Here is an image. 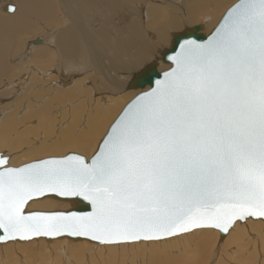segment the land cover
Returning a JSON list of instances; mask_svg holds the SVG:
<instances>
[{
    "label": "snow or ice",
    "instance_id": "6c2138e0",
    "mask_svg": "<svg viewBox=\"0 0 264 264\" xmlns=\"http://www.w3.org/2000/svg\"><path fill=\"white\" fill-rule=\"evenodd\" d=\"M179 46L176 68L128 108L91 163L10 168L0 158V243L113 244L264 218V0H241L208 44ZM50 196L92 210L25 211Z\"/></svg>",
    "mask_w": 264,
    "mask_h": 264
},
{
    "label": "bare ground",
    "instance_id": "6f19581e",
    "mask_svg": "<svg viewBox=\"0 0 264 264\" xmlns=\"http://www.w3.org/2000/svg\"><path fill=\"white\" fill-rule=\"evenodd\" d=\"M13 1L17 4V7L12 4H4V2L0 1L4 13L0 15V79L6 77L12 86L14 85L12 82L18 76H21L19 81L26 83L32 81L33 86L36 87L38 85L43 89V91L37 92L38 95H35L38 96L36 97L38 99L42 98L46 93L52 92L53 89L57 90V84L60 80L63 85L66 84L67 87L71 86L68 89L69 92L67 90L63 92L58 91L57 98L54 95L56 99L50 102L47 101L46 105L50 106L53 102L56 103V101H59L58 103L61 104L64 101L72 102L75 100L76 102L77 100L79 103L77 107L72 108L70 114L73 123L64 127V129L62 127L57 130L63 129L59 135V140L52 145L41 143L39 147L33 148L34 150L30 154L39 158L75 150L82 152L89 159L96 152L98 145L108 131V128H105L102 133V125L108 121L110 123L119 111L121 113L133 96H136V90L130 89V85L135 81L136 76L143 73L146 68L154 63L158 64V72H163L170 68L169 64L162 61V55L167 49L163 51H159V49H163L164 45L171 42L170 38L172 35L192 31L199 25L203 28L200 34H210L217 24H219L222 18L221 13H223L226 7L230 6L229 4L233 0H190L185 4L186 13L182 15L183 17L176 14L180 10L179 4L172 5L173 7H170V11L156 5V8L147 9V13L149 14L147 24L144 21L141 23L138 15H135L136 17L134 18L128 15L127 10L133 5L130 0H71L72 2L70 0H57V2L55 0ZM142 1L144 3V0ZM170 2L173 3L172 1ZM183 2L185 1L183 0ZM183 2L181 5H183ZM147 4L148 6L150 5L149 3ZM101 5L105 8H111L113 11L125 9L127 14L123 18L127 24V28L124 29L125 31L123 30L124 32H119V35L115 37V41L109 38L110 30L92 28L89 23L82 25L79 22L80 9L87 13L100 8ZM9 6L15 8L13 13L6 12ZM135 6L137 5L135 4ZM153 6L155 7V5ZM63 7L66 8L69 15L68 23H63V17L59 16V12H61L60 10ZM227 8L226 12L228 11ZM91 16L93 17V14ZM43 21L45 25H43ZM202 21H205L204 25L196 23ZM38 25L43 26L44 30L47 29L51 32L49 35L47 34L48 36H42L33 42L27 41V37L29 36L43 35V30L37 29ZM147 25L149 27L152 25L154 27L157 26L154 34L159 40V44L151 43L148 40L146 36ZM36 41L41 42L39 45H35ZM46 44L51 46L46 48ZM171 45L170 47H172ZM23 49L34 52V54H31L33 55V57L31 56V62L34 61L33 66L34 68L36 67V71L41 76L36 75V72L23 78L24 75L22 74L26 72L24 70H27L23 65L27 66L30 63L10 64V60L12 58L15 60V56H18L19 52ZM56 55L59 56L58 60ZM158 55L161 58L159 62H156V57H159ZM34 58L41 60V62L35 61ZM27 61H30L29 58ZM56 62H58L57 66L54 67ZM15 65L17 66L15 67ZM32 71L34 72V70ZM66 71H70L67 77L64 75ZM67 72L66 74H68ZM79 73H82L84 76L85 74L87 75L81 81L75 80L76 75ZM88 73L90 74L88 75ZM57 75H59L60 79ZM69 76L72 78H69ZM86 82L88 88L83 90L82 85ZM79 87L81 89L78 92L71 94V91ZM148 89L149 87L141 90V92ZM69 94L70 96H68ZM109 96H114V98H110ZM45 100V98H42L41 104ZM46 105L40 108L37 111L38 114L35 115L38 118V123L42 124L44 130L46 129L47 131L46 133L44 131L45 134L42 135V138L50 139L49 136L53 134V130L47 129L49 126V114L46 110ZM120 113L116 116L115 120ZM53 117L55 118V116ZM82 120L86 121L87 126H85L86 131L83 130L80 133L79 127L83 124ZM8 121L14 122L15 120L13 121L11 116H9ZM14 126L12 123L7 124L4 128L1 126L4 129L1 133L9 134ZM23 140L21 134L12 139L0 135V148L4 145L3 147H7L10 152H13ZM72 206L73 203L48 197L31 202L26 210L66 211ZM217 244L219 245V250L216 251V255L220 256V260L215 264H264V221L248 219L243 223L238 222L224 239H221L219 231L203 228L168 239L123 244L101 245L87 240H72L66 237L55 241H49L44 238L25 242L15 241L1 245L2 252L5 255L2 254L4 258L0 256V264H209ZM57 251H60L62 254L58 256Z\"/></svg>",
    "mask_w": 264,
    "mask_h": 264
},
{
    "label": "rangeland",
    "instance_id": "374dc122",
    "mask_svg": "<svg viewBox=\"0 0 264 264\" xmlns=\"http://www.w3.org/2000/svg\"><path fill=\"white\" fill-rule=\"evenodd\" d=\"M2 2L7 3L8 4H12V5H15L17 7V4L13 1V0H0ZM7 1V2H6ZM71 1V0H70ZM101 1V0H100ZM147 1V2H146ZM154 1V2H153ZM170 1H172L173 3H171ZM144 0V3L143 1L141 2V0L139 1H132L130 0V2H132V6L127 10V13H129L128 15H130L132 18L136 17L135 15H138V19L139 21L142 23L143 21L146 22L145 24H147V20H148V16L149 14L147 13V9H152V8H156V5L158 7H164L166 10L170 9V7L172 8L173 6L172 5H175V4H179L180 5V10L176 12L177 15H180L181 17H183L182 15H184L186 13V6L185 4H187L190 0H184L185 2H183V0ZM178 1V2H177ZM239 0H233L231 4H229L230 6H233L234 3L238 2ZM55 2H57V0H55ZM72 2V1H71ZM139 2V3H138ZM183 2V5H181ZM187 2V3H186ZM149 3L150 5L148 6ZM135 4L137 6H135ZM152 4V5H151ZM159 4V5H158ZM144 5V6H143ZM155 5V7L153 6ZM230 6H228L227 10L229 8H231ZM2 3L0 4V15H3V11H2ZM178 8V7H177ZM226 8L224 9L223 13L225 14V10ZM62 10H60L61 12H59V16L62 18L63 20V23H68V20H69V15L67 13V10L65 7L61 8ZM100 9V10H99ZM106 9V10H104ZM132 9V10H131ZM134 9V10H133ZM108 10V11H107ZM124 10V11H123ZM107 11V12H105ZM170 11V10H169ZM83 12V13H82ZM105 12V14H104ZM119 12V13H118ZM131 12V14H130ZM138 12V13H137ZM66 13V14H65ZM110 15H109V14ZM223 13H221V17H223ZM93 14V17L91 16ZM119 14V15H118ZM140 14V15H139ZM223 14V15H222ZM66 15V16H65ZM124 15H127L126 12H125V9H121V10H118V11H113L111 10V8H105L103 7V5H101L100 8H96L94 9V11H90V12H84L82 9H80V20L79 22L82 23V25H87L88 23L91 25V27L93 28H100L102 30H110V35H109V38L112 39L113 41H115V37H117L119 35V32H124L127 28V24L124 22L123 18H124ZM113 16V17H112ZM66 17V18H65ZM220 17V18H221ZM90 18V19H89ZM65 19V20H64ZM88 22H87V20ZM94 20V21H93ZM185 20V19H184ZM91 23H90V22ZM97 22V23H96ZM99 22V23H98ZM114 22V23H112ZM117 22V23H116ZM186 22V21H185ZM103 23V24H102ZM124 23V24H122ZM197 24H202L204 25L205 24V21H202V22H196ZM218 23V22H217ZM216 23V24H217ZM95 26H94V25ZM97 24V25H96ZM37 25V24H36ZM43 25L44 24V21H43ZM111 25V26H110ZM122 25V26H121ZM195 26V24H193ZM218 25V24H217ZM39 26V25H38ZM97 26V27H96ZM102 26V27H101ZM120 26V27H119ZM43 26H39L37 27V29L39 28L40 31L43 30V35H40L38 36L37 35H32V36H29L27 37V41H35L39 38H41L42 36L45 37V36H48L49 33L51 32L50 30H47V29H43L42 28ZM106 27V28H105ZM152 27V28H151ZM121 28V29H120ZM194 28V27H192ZM113 30V31H112ZM124 30V31H123ZM155 30H157V26L154 27L153 25L149 27V25L146 26V36L148 38V40L151 42V43H155V44H159V40L155 37ZM214 30V29H213ZM45 31V33H44ZM116 31V32H115ZM48 32V33H47ZM113 32V33H112ZM176 32H180V31H176ZM211 32V31H210ZM48 34V35H47ZM112 35V36H111ZM153 35V36H152ZM171 39V42L167 43L166 45L163 46V49H159V51H163V50H166V49H171L170 45L171 43H173V35L172 37L170 38ZM26 41V40H25ZM25 44V42H24ZM24 46V45H23ZM46 48H49V44H46L45 45ZM44 46V48H45ZM172 46V45H171ZM39 47V46H38ZM27 49V48H26ZM26 49H23L22 51L19 52L18 56H15V60H13V58L10 60V64L13 63V64H27V63H30V65H23L24 67H26L27 70H24L26 72H24L22 75H24L23 78L28 77V75L30 74H35L37 71H36V67L34 68V61L31 62V56L33 57V55L31 54H34V52H30L29 50H26ZM35 49V48H34ZM26 51V53H24ZM21 55V57H20ZM159 57H156V62H159L160 61V58L161 56L158 55ZM19 59H18V58ZM22 58V59H21ZM29 58L30 61H27ZM56 58L57 60L59 59V56L56 55ZM18 60V61H17ZM35 61L37 62H41V60H36L34 58ZM21 62V63H20ZM58 62L55 63V66L56 67ZM12 64V65H13ZM17 65H15L16 67ZM30 66V67H28ZM14 67V65H13ZM170 69V68H169ZM31 70V71H29ZM34 70V72L32 71ZM168 70V69H167ZM32 72V73H31ZM67 72V71H66ZM66 72H64V75L67 77L70 73L67 72L68 74H66ZM90 73H88L89 75ZM36 75H40L38 72L36 73ZM87 74H85L86 76ZM82 73H79L76 75L75 77V80H78V81H81L84 77H85ZM57 77L59 78V75H57ZM21 78V76L15 78V80L12 82L14 85L12 86L11 85V82L9 80L6 79V77H2L0 80V135H2V137H10L11 139L12 138H16L17 135H22L23 136V141H21V144L17 147L16 150H14L13 152H10L8 150L7 147H2L0 148V153H2L5 157H8L9 158V165L8 166H12V167H17V165L21 164L20 166L24 165V164H27V163H30V162H33V161H38V160H42V159H46V158H51V157H63L65 155H67L68 153H77V154H80V155H83L85 156V154H83L82 152H78V151H68V152H65L63 154H52V155H49V156H46V157H34L32 156L30 153L33 152V148H37L39 147V145L41 143H44L45 145H52L53 143H56L58 140H59V135L62 133L64 127H67L69 126V124L73 123V120H71L70 118V114H71V111H72V108H75L78 106V102L76 100L72 101V102H63L61 104H59L58 102L59 101H56L53 102L50 106H48V104L46 105L47 101H52L54 99L57 98V92L61 91H68V89L71 87H67L66 84L63 85V83L59 80L58 84H57V90L53 89L52 92L50 93H46L45 95L42 96V98H45L46 100L44 102H42L41 104V100L42 98L38 99L36 97L38 96H35V95H38L37 92H40V91H43V89H41L38 85V88L37 86H33V82L31 81L30 83H26V82H22V81H19ZM69 78H72L69 76ZM4 79V80H3ZM60 79V78H59ZM3 80V81H2ZM16 81V82H15ZM5 83V84H4ZM8 83V84H7ZM19 85H18V84ZM32 83V84H31ZM35 83V82H34ZM2 84V85H1ZM17 84V85H16ZM27 84V85H26ZM4 85V86H3ZM87 82L85 84L82 85V89L83 90H86L88 87H87ZM28 86V87H27ZM10 87H13V88H10ZM91 87V86H89ZM21 90H20V89ZM27 88V89H26ZM34 88V89H32ZM52 88V87H51ZM81 88L79 87L78 89L74 90V91H71V94L73 92H78ZM15 90V91H14ZM38 90V91H37ZM145 90V89H144ZM7 92V93H6ZM23 92V93H22ZM32 92V93H31ZM136 95L142 93L141 90H136ZM25 93V95H24ZM28 93V94H27ZM36 93V94H35ZM4 94V95H3ZM7 94V95H6ZM27 94V96H26ZM52 96H51V95ZM55 95V97H54ZM6 96V97H5ZM70 96V94L68 95ZM15 97V98H14ZM27 97V98H26ZM110 98H114V96H109ZM136 97L135 95L133 96V98ZM20 98V99H19ZM34 98V99H33ZM132 98V99H133ZM17 99V100H16ZM24 99V100H23ZM31 99V100H30ZM36 99V100H35ZM131 99V100H132ZM19 100V101H18ZM130 100V101H131ZM12 101V102H11ZM18 101V102H16ZM22 101V102H21ZM25 101V102H24ZM27 101V102H26ZM16 102V103H15ZM40 102V103H38ZM23 103V104H22ZM58 103V104H57ZM34 104V105H33ZM54 104V106H53ZM12 105V107H11ZM31 105V107H30ZM46 105V110L48 111V114H49V126L47 129H52V135L49 136V138H42V135H44L47 131L46 129L44 130L42 124L38 123V118L36 117L35 114H38L37 111L42 108L43 106ZM66 105V106H65ZM70 105V106H69ZM3 106V107H2ZM65 106V107H64ZM5 107V108H4ZM33 107V108H32ZM27 108V109H26ZM30 108V109H28ZM54 108V109H53ZM66 110V111H65ZM18 111V112H17ZM29 111V113H28ZM35 112V113H34ZM12 113V115H11ZM19 113V114H18ZM120 113V111L117 113V115ZM6 114V116H5ZM17 114V116H16ZM27 114V115H26ZM65 116H63V115ZM116 115V116H117ZM8 116V118H7ZM9 116H11V119L14 121V122H9L8 119H9ZM27 116V117H26ZM55 116V118L53 117ZM115 116V118H116ZM27 118V119H26ZM52 118V119H51ZM65 118V119H64ZM115 118L110 122H106L102 125L101 127V132L103 133L105 128H110V125L111 123L115 120ZM25 119V120H24ZM32 119V120H31ZM57 119V120H56ZM2 120V121H1ZM4 120V121H3ZM30 122H29V121ZM53 123H52V121ZM62 120V121H61ZM51 121V122H50ZM58 121V122H56ZM30 124H29V123ZM83 124L79 127V132L81 133L83 130L86 131V128L85 126H87V123L85 120H82ZM11 124L14 126L10 133L9 134H3L1 133L2 130H4L3 128L7 125V124ZM17 123V124H16ZM3 128H2V127ZM27 126V127H26ZM29 126V127H28ZM42 126V127H41ZM52 126V127H51ZM41 127V128H40ZM61 130L57 131L59 128H62ZM18 128V129H17ZM15 129V130H14ZM107 129V130H108ZM13 131V133H12ZM45 131V133H44ZM57 131V132H55ZM36 132V133H35ZM107 133V132H106ZM105 133V134H106ZM17 134V135H16ZM29 136V137H28ZM44 137V136H43ZM58 137V138H57ZM49 139V140H48ZM52 139V140H51ZM57 139V140H56ZM29 140V141H28ZM25 141V142H24ZM102 141V140H101ZM29 142V143H28ZM32 142V143H31ZM16 145V144H15ZM29 147V148H28ZM17 152V153H16ZM28 155H27V154ZM22 155V156H21ZM28 157V158H27ZM86 157V156H85ZM23 158V159H22ZM27 158V159H26ZM87 158V157H86ZM90 159V158H89ZM15 160V162L13 163V161ZM20 161V162H19ZM12 162V163H11ZM24 162V163H23ZM16 164V165H15ZM18 165V167H20ZM71 209V207H70ZM57 211V210H55ZM64 211V210H62ZM55 240H58V239H53L52 241H55ZM50 241V240H49ZM13 246H17V245H13ZM218 244L215 246L214 248V253L212 255V260L211 262H209V264H215L217 263L220 259L219 257L220 256H217L216 255V251L219 250L218 249ZM208 250H212V249H208ZM0 256L2 258H4V256L2 254L5 255L4 252H2V249H1V245H0ZM60 254H62L60 251H57V255L60 256ZM214 260V261H213ZM61 264H64V263H61Z\"/></svg>",
    "mask_w": 264,
    "mask_h": 264
},
{
    "label": "water",
    "instance_id": "95a60500",
    "mask_svg": "<svg viewBox=\"0 0 264 264\" xmlns=\"http://www.w3.org/2000/svg\"><path fill=\"white\" fill-rule=\"evenodd\" d=\"M240 3H241V0H239L231 8H229L228 11L221 18L219 24L208 35H202V34H200V31L203 28H202L201 25H199V26H196V28L193 29L192 31H187V32H184V33H181V34H176V35L173 36V43H172L171 49H167L165 51V53L162 55V61L164 63H166V64H169L170 65V69L165 70L163 72H158L157 71L158 64L157 63H154L153 65H151L150 67L147 68V69H150V71H147V72L144 71L143 73H141V74H139V75L136 76L135 81L130 85V89H132V90H144V89H146L148 87H149V89L147 91H144V92L136 95V97H134L124 107V109L121 111L120 115L117 117V119L112 123V125L108 129L106 135L104 136V138L102 139V141L98 145V148H97L96 152L92 155V157L90 159L86 158L83 155L77 154V153H68L67 155H65L63 157H51V158H46V159H42V160H38V161H33V162H30V163L24 164V165H22L20 167H10V166H8V164L5 165L4 167L22 168V167H26V166L31 165V164H35V163L42 162L44 160H49V159H65L68 156H79V157L83 158L86 162L91 163V161L95 158V156L103 148V142L106 140V138L108 137V135L111 133V129L119 122L120 118L124 115V113L128 110V108L137 100V98L139 96L144 95V94H147V93L153 91L157 87V82L163 81L165 79V73H168V72H170V71H172L173 69L176 68L175 63H173V60L170 57L176 56V55L179 54V52H180V46H179L180 43L183 40H185V39H191V40L197 41L200 44H208L212 40V38L215 36L217 30L223 24L225 18L227 17V14L236 5H238ZM10 9H14L15 10V8L13 6H9L6 9V12L13 13L14 11H11ZM177 37H179L180 39L177 40ZM40 42L41 41H36L35 42V45H39ZM0 158L7 159L9 161V158L8 157H5L2 153H0ZM50 197H54V196H50ZM45 198H48V197H45ZM45 198H42V199H45ZM54 198L55 199H58V200H61V201L73 203V206L71 207V209H68L66 211H62V210H57V211H27L26 210L27 209V206H26L25 211L26 212H29V213H36V212H69V211H75V212H77L79 214H86V213H89L92 210L90 204H88L86 201H83V200H81L79 198H72V199H65V198H59V197H54ZM42 199H40V200H42ZM31 202H33V201H30L29 204ZM248 219L263 220L264 221V218H258V217H247L245 220H237V221H235L232 224V226L229 228V230H228L227 233H223L219 229H216V228H207V227L193 228V229H191L189 231H192V230H195V229H203V228H205V229L206 228L207 229H214V230L219 231L220 232L221 239H224L236 223H238V222L243 223V222H245ZM189 231H187V232H189ZM187 232H181V233H178V234L172 235V236H165V237L160 238V239H151V240H143L142 239V240H138V241L121 242V243H113V244H123V243H133V242H143V241H158V240H163V239H168V238H171V237H175V236L181 235L183 233H187ZM63 237L64 238L66 237V238H69V239H72V240H87V241H90V242H93V243L101 244V243H99L97 241H93V240H90V239H87V238H83V237H68V236H62V237H56V238L34 237V238L30 239V240L41 239V238H44V239H47V240H53V239H59V238H63ZM30 240H19V239H17V240H9V241L0 243V245H4V244L9 243V242H15V241L25 242V241H30ZM101 245H107V244H101Z\"/></svg>",
    "mask_w": 264,
    "mask_h": 264
}]
</instances>
